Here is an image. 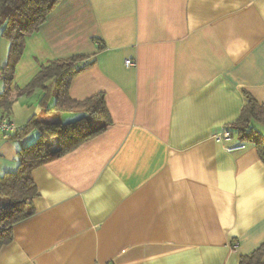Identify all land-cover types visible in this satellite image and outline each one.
Instances as JSON below:
<instances>
[{"label": "crops", "instance_id": "crops-1", "mask_svg": "<svg viewBox=\"0 0 264 264\" xmlns=\"http://www.w3.org/2000/svg\"><path fill=\"white\" fill-rule=\"evenodd\" d=\"M9 47L0 31V94ZM81 55L92 65L71 96L104 92L113 123L34 170L36 213L14 226L0 264H240L260 248L264 163L215 136L238 120L243 91L264 106V0H62L27 38L16 86ZM42 96H19L0 117L21 129L44 115ZM10 136L0 177L38 133Z\"/></svg>", "mask_w": 264, "mask_h": 264}, {"label": "trees", "instance_id": "trees-1", "mask_svg": "<svg viewBox=\"0 0 264 264\" xmlns=\"http://www.w3.org/2000/svg\"><path fill=\"white\" fill-rule=\"evenodd\" d=\"M61 1L0 0V31L10 46L8 62L1 73L5 90L0 94V108L9 113L16 98L40 89L44 112L9 137L22 142L38 133L32 144L21 147L17 171L0 177V250L13 242L14 226L36 213L33 201L38 190L34 170L76 150L113 123L104 92L84 100L71 96L74 78L92 65L87 56L50 61L40 67L26 87L16 86V65L25 52L27 38L38 32ZM243 96L245 103L238 120L231 125V135L242 144L254 146L264 163V133L260 129L264 127V106L247 91H243ZM53 112L77 113L80 117L63 123L48 117ZM263 256L264 244L252 254L242 256L240 264H264Z\"/></svg>", "mask_w": 264, "mask_h": 264}, {"label": "built area", "instance_id": "built-area-1", "mask_svg": "<svg viewBox=\"0 0 264 264\" xmlns=\"http://www.w3.org/2000/svg\"><path fill=\"white\" fill-rule=\"evenodd\" d=\"M127 67H134L136 62L128 59L125 62ZM17 129L13 122L7 117H0V136L8 137L16 133ZM217 140H228L232 138L231 135V125L224 127V129L215 136Z\"/></svg>", "mask_w": 264, "mask_h": 264}, {"label": "rangeland", "instance_id": "rangeland-1", "mask_svg": "<svg viewBox=\"0 0 264 264\" xmlns=\"http://www.w3.org/2000/svg\"><path fill=\"white\" fill-rule=\"evenodd\" d=\"M262 132L264 133V127L261 128ZM246 146L245 145H241L240 148H245Z\"/></svg>", "mask_w": 264, "mask_h": 264}]
</instances>
